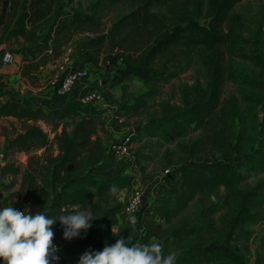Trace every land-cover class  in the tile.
I'll use <instances>...</instances> for the list:
<instances>
[{
  "label": "trees",
  "instance_id": "1",
  "mask_svg": "<svg viewBox=\"0 0 264 264\" xmlns=\"http://www.w3.org/2000/svg\"><path fill=\"white\" fill-rule=\"evenodd\" d=\"M239 1L89 0L85 11L64 14L58 12L55 0H27L28 13L15 19L5 39L22 38V44L8 50L0 48V69L5 66L1 59L6 51L21 52V76L34 81L40 67L58 60L62 46L77 30L93 33L80 42L81 51L99 53L105 47L120 58L123 66L111 76L114 82L128 77L145 79L152 73L167 82L184 69L181 55L194 51L204 81L180 83L178 103L161 99L156 115L135 130L139 139L157 138L165 144L161 166L174 167L176 177L164 188L167 200L160 201L169 210H180L195 199L187 215L163 231V244L175 243L172 252L176 264H247L248 256L238 253L233 243L252 234L251 226L264 221V113L259 116L256 108L261 102L264 109V30L262 38L244 35L243 19L234 11ZM121 3L130 6L129 11L119 15L106 32L101 31L102 9ZM156 5L165 6V13L153 11ZM42 24L45 30L38 34ZM3 76L0 71V79ZM228 81L250 90L241 95L245 114L235 96L222 98L223 85ZM3 86L0 82V117H12L21 124L20 132L7 140V150L25 153L27 158L20 167L5 163L0 168L4 173H20L22 207L31 200L33 212L52 216L69 212L68 205L95 210L132 180L121 169L107 176L94 173L104 169L109 155L97 136L99 110L81 106L46 110L39 104L2 101ZM71 111L81 115L67 129L62 120ZM39 121L51 125L52 138ZM198 129L201 134L183 140ZM243 138L246 142L241 147ZM51 141L55 153L50 152ZM235 148L244 155L242 170L235 162ZM40 149L42 152L37 153ZM257 174L262 175L253 184L240 185ZM113 185L115 192L111 191ZM170 199L174 203H169ZM108 212L103 226L107 228L115 222L111 218L114 208ZM216 212L220 213L215 224L211 214ZM51 227L60 247V264H75L83 251L99 250L106 239H111L105 233L96 241L84 237L65 240L58 220ZM201 227L211 235L209 240H185ZM263 246L264 235L252 254L253 264H261Z\"/></svg>",
  "mask_w": 264,
  "mask_h": 264
},
{
  "label": "rangeland",
  "instance_id": "2",
  "mask_svg": "<svg viewBox=\"0 0 264 264\" xmlns=\"http://www.w3.org/2000/svg\"><path fill=\"white\" fill-rule=\"evenodd\" d=\"M56 8L58 12L69 14L72 11H85L89 0H55ZM128 4V3H127ZM130 6L121 4L107 5L102 9L101 16V31L106 32L111 26L112 22L119 17V15L128 12ZM153 11L165 13V6H153ZM234 11L238 13L244 23V35L246 37L258 35L262 38V32L264 30V0H241L234 6ZM45 29V26H43ZM40 27L38 28V30ZM37 30V31H38ZM81 30H77L73 33L71 40L75 42L79 47L81 37L78 33ZM83 32V31H81ZM7 36V35H6ZM5 37H2L0 44L5 43ZM10 43H15V39H9ZM13 43V45H14ZM80 48V47H79ZM248 50L249 45H246ZM89 53L85 49L79 50L76 60L88 68L90 84L96 85L95 87L102 93L104 102L100 105H91L83 108L90 110H99L100 113L97 116V121L100 124L97 127V136L103 141L105 148L109 142L121 138L123 135L134 132L132 141V151L135 154V160L133 163L125 164L118 162L111 154L105 157V167L103 170H95L94 173H99L102 176H107L116 173L121 169V173L126 176H132V180L121 190L119 194L112 197L107 202H101L100 208L92 210L93 213L99 217L92 221V225L87 229L86 234H82L80 237L88 238L91 241L100 240L107 233L111 239H106L108 244H112L118 238V236H126L127 240L132 243H152L153 241H159L163 245V252L165 254L172 252L175 248L174 242H169L166 245L163 244L165 235L164 230L178 224L182 218L191 210L192 204L195 199L189 201L187 205L180 210H169V206L162 203L160 200H167L166 186H170L171 182H167L171 176L162 177L164 168L161 166V154L165 148L159 139H139L135 135V130L144 121L153 118L157 113V103L161 99L169 98L172 103H178V85L183 82H192L195 79L204 81L203 69L200 62L197 59L194 51L191 53L181 55L180 63L184 64V69L176 76L169 79L167 82H162L158 79L155 73H152L145 79H139L134 77H128L122 82L111 81V76L115 71L123 66L120 58H117L113 53L107 52L106 48H101L100 52L96 53L94 50L89 49ZM251 68V66H249ZM254 72H258V69H253ZM42 83L48 84L51 76L55 74L54 69L48 73L42 71ZM264 77V72L261 73ZM36 81V80H35ZM34 80H29L32 84ZM250 90L248 87L232 82H225L223 85L221 96L223 99L233 95L237 99V103L240 111L245 114V102L242 101L241 95L248 94ZM261 93V92H260ZM260 93H257L261 95ZM53 95V94H52ZM58 97V96H54ZM256 108L260 109L259 116H263L264 109L263 104L260 102L256 105ZM78 115V114H77ZM76 114H68L65 121L62 124L70 129L73 121L79 118ZM42 128L49 133L50 138L53 136L52 127L50 124L39 121ZM3 127L6 129L3 130ZM21 129V124L17 120L7 121L0 120V134L2 136L8 135L13 137L15 133H18ZM12 134V135H11ZM201 134V130L190 131L183 140H188L194 136ZM8 136L4 138V142L7 143ZM53 140V139H51ZM246 139H242L241 147L245 145ZM50 152H56V146L53 141L50 142ZM234 144V142L232 143ZM172 144L171 146H173ZM237 149V150H236ZM235 162L242 170L244 163V155L235 148ZM6 155H12L7 149H3ZM42 149L37 153H41ZM27 158V157H26ZM25 158V161H26ZM17 161L16 166L20 167L22 164L20 159L15 158ZM167 168V167H166ZM172 175V174H171ZM262 174H257L255 178H248L242 180L240 185H251ZM13 181L8 183H2V186L6 184L15 183L16 188L13 191H9V202L15 206H21L22 193L21 189V175L20 173L13 174ZM7 186V185H6ZM10 186V185H9ZM142 189L144 192L145 203L140 207L139 219L136 226H131L127 223L125 215L122 212L124 203L127 202L133 191L136 189ZM163 191V192H162ZM15 192V193H13ZM169 203H174V199H170ZM32 201L28 200L26 206L32 211ZM168 207V208H167ZM114 208V212L111 213V218L115 220L114 224L109 228L103 227L107 221V214L110 209ZM67 211L80 210L77 205H68ZM220 212L211 214L215 224L217 215ZM162 214V215H161ZM101 215V216H100ZM252 234L243 237L240 240H236L233 243V247L237 249L238 253L246 254L249 258L247 264H253V252L257 248L260 237L264 235V221L261 224L253 225L250 228ZM119 231L117 235H113ZM188 238L199 239L207 241L211 238V235L205 230L204 227L199 228L195 233L191 234ZM264 248V246H263ZM261 264H264V250ZM249 253V254H248Z\"/></svg>",
  "mask_w": 264,
  "mask_h": 264
},
{
  "label": "clouds",
  "instance_id": "3",
  "mask_svg": "<svg viewBox=\"0 0 264 264\" xmlns=\"http://www.w3.org/2000/svg\"><path fill=\"white\" fill-rule=\"evenodd\" d=\"M116 190L111 186V191ZM97 217L91 209L52 216L25 207L18 209L13 204L0 206V264H56L60 247L53 242L51 226L58 220L62 238L70 240L86 234ZM129 219L135 222L134 216ZM162 249L159 241L132 243L126 236H118L114 243L105 242L99 250L86 249L75 264H176V254H165Z\"/></svg>",
  "mask_w": 264,
  "mask_h": 264
},
{
  "label": "crops",
  "instance_id": "4",
  "mask_svg": "<svg viewBox=\"0 0 264 264\" xmlns=\"http://www.w3.org/2000/svg\"><path fill=\"white\" fill-rule=\"evenodd\" d=\"M27 13V0H0V41L2 40V37H5L7 35L15 19L19 15H24ZM43 26V24L39 26L40 29L37 31L38 34L42 33L45 30ZM22 42V38H17L15 40V43L13 42L14 45L13 43H10V41H5L6 44H0V48H5L6 50H8V48H17L22 44ZM11 54L12 61L8 65H5L0 69V71L4 73V76L0 79V82L4 84L3 90L5 91V95L1 98L2 101L6 99H12L25 104H39L46 110L52 108L61 109L65 106H78L72 100L71 95L63 94L58 97H54L52 95L53 93L51 91V87L47 83L44 84L41 82V76L43 75L42 71L48 73L54 69L55 72H58L59 60L54 64H46L45 66L40 67L36 74V81L31 84L29 80L22 77L20 73V67L23 64V54L21 52H11ZM70 113L76 115L78 114V117L76 118L80 119V112L71 111L65 115L64 119L62 120L63 122L65 121L67 115ZM0 120L12 121L15 119L12 117H0ZM5 129L6 128L3 127V130ZM6 136L8 135L2 136L0 134L1 150L7 149V143L4 142V138ZM8 138H10V136H8ZM17 157L22 163H25V158L27 157V155L22 152H12V155L5 154V159L0 163V167H2V165H4L5 163H13L14 165H16L17 161L15 158ZM0 171L2 173V182L0 183V206H3L4 204L9 202V191H13L16 188V185L12 182V185L9 184L10 186L8 184H6L7 186H2V183L13 181L14 176L13 174L8 172H2L1 168ZM121 190H123V188ZM121 190L119 191V193L121 192Z\"/></svg>",
  "mask_w": 264,
  "mask_h": 264
},
{
  "label": "built area",
  "instance_id": "5",
  "mask_svg": "<svg viewBox=\"0 0 264 264\" xmlns=\"http://www.w3.org/2000/svg\"><path fill=\"white\" fill-rule=\"evenodd\" d=\"M78 36L81 40L89 39L93 33L88 31H79ZM80 48L76 46L72 40L64 44L59 55V70L50 77L48 85L51 87L53 96L71 95L72 100L81 107L103 104L104 99L102 93L95 87L96 85L88 82L89 72L88 68L76 60ZM57 60V61H58ZM12 61V54L5 52L2 56L1 63L8 65ZM134 132L127 133L117 140L109 142L107 145V153L111 154L122 165L133 163L135 161V154L132 151V141ZM5 159L3 150L0 149V163ZM172 174V175H171ZM162 177L171 176L167 179L169 182L176 177L174 167H167L162 172ZM2 182V173L0 171V183ZM144 192L142 189L136 188L127 202L124 203L122 209L125 219L131 226H136L139 219L140 207L145 203ZM12 204L6 203L3 206H10ZM15 208H23L13 205ZM134 216L133 223L129 217ZM53 242L58 243L53 239ZM58 255V253H57ZM56 264H60L59 261Z\"/></svg>",
  "mask_w": 264,
  "mask_h": 264
},
{
  "label": "water",
  "instance_id": "6",
  "mask_svg": "<svg viewBox=\"0 0 264 264\" xmlns=\"http://www.w3.org/2000/svg\"><path fill=\"white\" fill-rule=\"evenodd\" d=\"M258 112L260 113V109L258 108Z\"/></svg>",
  "mask_w": 264,
  "mask_h": 264
}]
</instances>
